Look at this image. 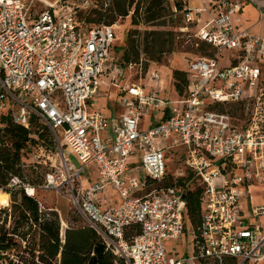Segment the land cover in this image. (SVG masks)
<instances>
[{"label":"built area","instance_id":"built-area-1","mask_svg":"<svg viewBox=\"0 0 264 264\" xmlns=\"http://www.w3.org/2000/svg\"><path fill=\"white\" fill-rule=\"evenodd\" d=\"M247 1L184 0V29L195 24V45H209L212 53L190 59L182 70L184 93L176 91L172 100L161 95L166 87L159 70L142 58L126 62L114 53L116 24L89 26L78 10L59 9L66 0H0V115L10 114L27 128L37 117L51 129L62 155L59 165L51 162V151L39 147L26 153L25 166L46 165L39 188L66 189L107 250L128 264L264 261V233L249 221L264 216V35L241 25ZM90 7L83 0L77 9ZM104 87L120 89L122 116L92 107ZM153 107L163 110L164 119L142 129ZM108 129L112 137L106 142L102 132ZM65 146L82 167L68 161ZM173 153L202 188L201 223L189 231L192 256H174L167 246L188 232L183 189L148 191L149 180L168 175ZM92 165L99 178L85 186L82 173ZM184 175L179 171L175 182ZM21 182L12 176L8 187ZM24 188L36 194L35 186ZM110 188L121 198L117 206L107 204ZM0 191L10 199V192ZM135 223L141 231L129 239L127 230ZM66 227L62 220L63 236Z\"/></svg>","mask_w":264,"mask_h":264},{"label":"trees","instance_id":"trees-1","mask_svg":"<svg viewBox=\"0 0 264 264\" xmlns=\"http://www.w3.org/2000/svg\"><path fill=\"white\" fill-rule=\"evenodd\" d=\"M120 1L117 0L115 3L117 11L120 15H128L127 5ZM162 2L163 0L149 2L147 12L151 15L148 16L147 21L160 16V12L154 11V4L160 5ZM133 3L134 0L131 4ZM175 5L176 9L184 10V0H175ZM136 7L137 10L140 9L138 4ZM95 11L98 13L97 17L88 16L85 20L82 19L87 25H111L115 23V17L106 19L102 8ZM134 23H139L137 17L134 19ZM171 37L173 36L171 35ZM171 37L173 44V38ZM129 41L128 48L122 57L126 62L139 61L141 59L140 48L132 34L129 36ZM168 44L169 40L156 41L151 49L150 47L146 49L147 60L159 61L166 53ZM199 49L205 54H211L210 50H212L209 45L204 43L200 45ZM174 78L176 91L183 94L187 85V73L176 70ZM31 122V126L27 128L15 123L10 114L2 113L0 115V188H4L5 192H10L11 196L15 197L14 204L17 214L15 226L12 230L9 231L4 227L0 228V256L2 257V252L5 251L19 250L20 253L22 243L16 239V236L25 239L27 235H32V242L24 250L30 251L31 261L28 262L26 258L19 256L20 261L17 264H128L124 259L118 258L114 253L107 250L102 236L84 219V225H67L63 236L62 219L59 212L55 209L43 210L41 208L37 192L39 186L44 182L47 168L39 164L26 167V153L39 147H45L54 153L57 149V143L51 129L46 124L42 123L37 117H32ZM28 170L37 173L38 185L34 184V180L27 177L26 171ZM40 170L43 172L39 177L38 171ZM188 171V175L180 177L178 182H174L169 172L159 184L164 183V185L158 188L178 185L183 189L182 195L187 200L186 224H189L191 229L198 230L203 211L202 188L194 185L197 182V177L193 172ZM12 176H18L22 182L19 186L9 188L8 185ZM24 184L35 186L37 188L36 194L34 196L28 195ZM154 184H158V181L149 180L150 186ZM22 229H26V231L23 232ZM140 231L141 226L139 224H132L127 230V237L131 239L134 234Z\"/></svg>","mask_w":264,"mask_h":264},{"label":"rangeland","instance_id":"rangeland-1","mask_svg":"<svg viewBox=\"0 0 264 264\" xmlns=\"http://www.w3.org/2000/svg\"><path fill=\"white\" fill-rule=\"evenodd\" d=\"M91 7L90 9H77L78 5H80L83 0H66V3L59 9H62L63 13L78 10V17L80 19L85 20L86 17H97L98 13L95 11L96 9L102 10L105 13L106 19L115 17L116 24V38L113 44L114 53L118 56H123L124 52L128 48L129 45V36L132 34L133 38L136 40L137 45L140 48L141 58L148 63V65H152L155 69L159 70L164 80V84L166 87V92L163 96L169 95L173 99H177L178 95L174 91V78L173 73L176 70H185L188 68L190 59H194L197 55H205L204 52H201L199 47L195 45L196 38L195 33L197 32V27L195 24L190 23L188 25V30L184 28L187 27V23L185 20L184 12L176 9L175 2L172 0H163L160 5L154 4V11L160 12V16L154 20L147 21L149 15L147 12V7L150 1L153 0H134V3L131 4L133 0H121L127 5L129 12L128 15H120L115 7V3L117 0H112L107 4V0H90ZM137 4L140 5V9L137 10ZM195 5H199V2H193ZM97 5V7H95ZM137 17L138 24L134 23V19ZM92 25V24H91ZM252 33V32H251ZM171 35L173 37H171ZM171 38H173V44L171 42ZM159 40H169V44L166 47V53L160 58L159 61H149L146 55V49L150 47V49L155 45L156 41ZM172 44V45H171ZM212 53V50H210ZM210 55V54H209ZM223 64L226 62L223 61ZM149 81H140L139 83H143L147 85ZM153 83V82H151ZM120 89L113 88L112 100L114 106L116 107L121 103V96L119 94ZM108 96L104 94L99 97L96 101V105L102 108V111L107 112L110 105H107ZM111 109V107H110ZM43 128V127H42ZM45 130V129H44ZM64 144V142H63ZM40 154V152H38ZM177 154V153H176ZM169 154V172L170 176L173 177L174 182L176 181L177 173L181 170H184L186 176L189 171L186 170L185 165L182 164V160H179L178 154ZM180 154V153H179ZM65 155L68 161L74 162L75 165L80 168L82 167V163L78 159L77 155L70 149V147L65 146ZM62 157L60 150L57 148L54 153L51 152V162L59 165L60 158ZM42 160H48L47 156H42ZM50 161V160H48ZM47 167L46 165H43ZM94 167V166H92ZM39 177L41 172L38 171ZM145 174V173H143ZM26 175L30 180H34L36 185H38L37 173H32L31 170L26 171ZM93 175L92 171L89 169H85L82 173V178L86 181V178H91ZM154 184L149 187L148 191H151L161 185ZM195 186L198 183H194ZM194 188V186H193ZM37 198L40 201L41 208L43 210L46 209H55L59 212L61 219L65 222L66 225H84V220L82 216L76 212L73 204L70 201L69 194L66 189L62 192L58 190H47L38 188ZM14 196H11L9 199L10 205L8 207L0 206V228L4 227L9 231L13 229L15 226V220L17 218V214L15 212V204H14ZM20 200L19 198L17 199ZM254 200L260 202L262 199L260 196H254ZM11 211H8V210ZM7 214H6V213ZM9 214H12V217L9 218ZM254 226H260L262 228V232L264 233V216L259 218H251L249 220ZM188 225V232H185L183 238L181 240H167L168 251L171 252L174 256H192L194 254V248L192 245L191 234L189 233L190 225ZM23 232L26 229H22ZM16 239L22 243V249L19 253V250H15L10 255L0 256V264H17L20 261L19 256H23L31 261V253L30 251H24L26 247L30 245L32 242V235H27L25 239H21V237L16 236ZM175 248V249H174ZM23 250V251H22ZM190 263V262H189ZM260 264H264L260 262Z\"/></svg>","mask_w":264,"mask_h":264},{"label":"crops","instance_id":"crops-1","mask_svg":"<svg viewBox=\"0 0 264 264\" xmlns=\"http://www.w3.org/2000/svg\"><path fill=\"white\" fill-rule=\"evenodd\" d=\"M172 1H174V0H172ZM241 25L245 28H248L249 31L252 33L264 35V0H248L245 3L244 8H243L242 13H241ZM173 75H174V73H173ZM147 90H150V86H147ZM174 91L176 92V90H174ZM160 92H161V95H163L166 92V89H165V91H160ZM112 93H113V88L104 87L102 94L99 96V97H101L104 94H106L109 97L107 105H110L111 109H110V107L108 109H105V110H107V112L102 111V108H100L98 105H96V101L99 97L93 102L92 107L95 109L101 110L103 113H105L109 116L120 117L125 113V109L121 106V103L118 104L116 107L114 106L112 100H110V98L112 97ZM119 94L122 97L121 92H119ZM176 94H177V92H176ZM165 98L172 99V100L176 99V98L175 99L171 98L169 95L165 96ZM163 119H164L163 110L158 109L156 107H153L147 112V114L142 119L141 127H142V129H148L152 125H154V123H158V122L162 121ZM111 137H112V130L111 129L104 130L102 132V138L104 141L108 142ZM139 160H140V155H138L134 159V161H137V162ZM92 166H94V167H92ZM92 166L90 168H88L89 171H92V173H93V175H91V178H86L85 179L86 181H84L83 178L81 179L83 185H85V186H88V185L96 182L99 178V173H98L97 167L95 165H92ZM107 197H108V199H107L108 205L117 206L121 203V198L111 188L108 189V191H107Z\"/></svg>","mask_w":264,"mask_h":264},{"label":"bare ground","instance_id":"bare-ground-1","mask_svg":"<svg viewBox=\"0 0 264 264\" xmlns=\"http://www.w3.org/2000/svg\"><path fill=\"white\" fill-rule=\"evenodd\" d=\"M9 196L8 194L0 191V206L9 204Z\"/></svg>","mask_w":264,"mask_h":264}]
</instances>
